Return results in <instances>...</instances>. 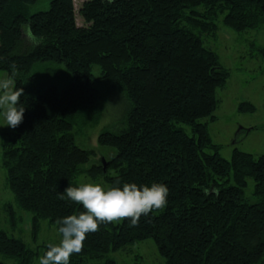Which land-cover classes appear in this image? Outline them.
I'll use <instances>...</instances> for the list:
<instances>
[{
  "label": "trees",
  "instance_id": "16d2710c",
  "mask_svg": "<svg viewBox=\"0 0 264 264\" xmlns=\"http://www.w3.org/2000/svg\"><path fill=\"white\" fill-rule=\"evenodd\" d=\"M39 1L0 0V71L11 75L15 65L25 106L23 122L2 130V163L34 229L44 220L58 229L57 219L83 211L59 198L79 186L80 168L95 155L77 145L76 134L112 110L116 118L98 144L114 153L86 174L109 187L164 183L168 203L141 216L138 227L101 224L70 264L103 261L147 239L164 264H264V154L220 156L208 125L230 70L203 38L219 30L220 16L236 32L264 26V0H85L79 9L75 0H47L48 9L33 11ZM25 24L39 44L26 38ZM259 51L264 61V45ZM46 250L9 235L0 218L2 255L31 264Z\"/></svg>",
  "mask_w": 264,
  "mask_h": 264
},
{
  "label": "rangeland",
  "instance_id": "374dc122",
  "mask_svg": "<svg viewBox=\"0 0 264 264\" xmlns=\"http://www.w3.org/2000/svg\"><path fill=\"white\" fill-rule=\"evenodd\" d=\"M85 0H75L79 7ZM49 3L40 0L32 6V10H46ZM220 16L219 30L204 34L205 45L218 53L221 64L230 70V76L224 88L217 92L220 103L214 115L217 120L210 122L208 129L213 142L218 145V152L224 159L230 160L234 149L260 157L264 154V61L260 48L264 45V26L257 29H247L236 32L224 26ZM93 73L100 75L98 65L93 66ZM7 74L0 71V78ZM242 103H250L254 111H241ZM112 110L101 117V122L95 126H83L76 134V143L81 148L94 149L95 155L91 162L80 168L77 183H100L105 187L108 184L102 178H94L85 171L93 165L106 166L113 155V150L101 147L98 144V135L116 118ZM207 118L201 119L206 121ZM5 120L0 114V218L1 226L9 235L23 239L27 246L36 250L38 246L45 247L49 243L58 244L61 234L55 225L48 220L42 221L35 230L32 225V213L22 211L16 205L15 196L7 184V173L2 163V130L10 127L4 126ZM254 181L248 179L246 196L254 201L252 191ZM14 212L13 217L10 212ZM119 223V222H118ZM115 223V224H118ZM44 248H41L43 251ZM31 264H38L39 257ZM114 259L117 264H164L165 259L160 254L157 245L152 239L137 242L126 246L122 250L110 252L103 261H91V264H102L107 259ZM0 261L4 264H18L0 253ZM104 264V263H103Z\"/></svg>",
  "mask_w": 264,
  "mask_h": 264
},
{
  "label": "clouds",
  "instance_id": "9594fccd",
  "mask_svg": "<svg viewBox=\"0 0 264 264\" xmlns=\"http://www.w3.org/2000/svg\"><path fill=\"white\" fill-rule=\"evenodd\" d=\"M26 38L33 44L40 41L33 34L30 24L22 25ZM12 74L0 78V114L4 126L15 129L24 118L25 106L21 102L23 88H16L13 77L15 65L10 66ZM105 187L100 183H82L68 186L60 194V199H69L82 205L83 211L57 219L61 239L58 244L49 243L46 252L39 257L38 264H70L71 257L83 251L88 234L99 231L101 224L130 221V226L138 227L141 216L161 210L167 206L169 188L164 183L151 185L123 183Z\"/></svg>",
  "mask_w": 264,
  "mask_h": 264
},
{
  "label": "crops",
  "instance_id": "0c3cea01",
  "mask_svg": "<svg viewBox=\"0 0 264 264\" xmlns=\"http://www.w3.org/2000/svg\"><path fill=\"white\" fill-rule=\"evenodd\" d=\"M220 102H221V101H220ZM220 102H219V103H220ZM218 106H219V105H218ZM217 108H218V107H217ZM216 120H217V117H216Z\"/></svg>",
  "mask_w": 264,
  "mask_h": 264
}]
</instances>
